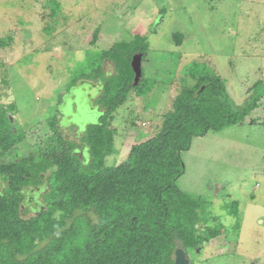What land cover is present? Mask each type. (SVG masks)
I'll return each instance as SVG.
<instances>
[{
  "label": "rangeland",
  "instance_id": "374dc122",
  "mask_svg": "<svg viewBox=\"0 0 264 264\" xmlns=\"http://www.w3.org/2000/svg\"><path fill=\"white\" fill-rule=\"evenodd\" d=\"M175 33L183 35L180 44ZM137 38L148 46L145 94L132 89L113 113L116 151L106 163L119 164L134 144L158 133L176 97L203 71L226 80L234 108L257 98L243 123L193 139L177 183L199 196L208 227L218 232L189 252L191 264H264V0H0V104L25 133L3 160L44 144L54 116L80 146L87 126L101 117L97 98L105 84L83 74L98 68L101 51L121 41L133 46ZM103 70L105 77L117 72L110 59ZM79 151L88 158L85 147ZM46 177L27 189L23 216L45 207ZM5 186L0 178V190Z\"/></svg>",
  "mask_w": 264,
  "mask_h": 264
},
{
  "label": "trees",
  "instance_id": "16d2710c",
  "mask_svg": "<svg viewBox=\"0 0 264 264\" xmlns=\"http://www.w3.org/2000/svg\"><path fill=\"white\" fill-rule=\"evenodd\" d=\"M98 33L99 27L91 45ZM174 39L180 44L182 33H175ZM132 44L121 41L101 51L95 59L101 62L98 68L83 74L84 79L102 78L105 84L97 98L101 117L87 126L80 146L64 136L54 116L44 144L4 161L25 133L18 131L12 110L0 104V178L6 183L0 190V264H174L178 240L189 255L218 235L208 227L199 196L177 183L184 172L182 152L195 137L243 123L257 98L236 109L226 80L203 71L194 86L176 97L158 133L134 144L119 164L108 165L107 157L116 151L113 113L132 89L145 94L141 79L133 84L131 61L138 52L144 60L148 46L140 38ZM105 59L117 70L109 77L104 76ZM83 147L88 158L79 152ZM46 175L45 207L23 216L27 189L43 184Z\"/></svg>",
  "mask_w": 264,
  "mask_h": 264
},
{
  "label": "water",
  "instance_id": "95a60500",
  "mask_svg": "<svg viewBox=\"0 0 264 264\" xmlns=\"http://www.w3.org/2000/svg\"><path fill=\"white\" fill-rule=\"evenodd\" d=\"M142 61H143L142 52H138L133 55L131 66L135 73L134 82H133L134 85H136L143 76ZM174 264H191L190 257L188 256L182 244L180 246L178 245L176 246Z\"/></svg>",
  "mask_w": 264,
  "mask_h": 264
},
{
  "label": "flooded vegetation",
  "instance_id": "af4514ba",
  "mask_svg": "<svg viewBox=\"0 0 264 264\" xmlns=\"http://www.w3.org/2000/svg\"><path fill=\"white\" fill-rule=\"evenodd\" d=\"M80 152V151H79ZM81 156H82V154H81ZM28 196V195H27Z\"/></svg>",
  "mask_w": 264,
  "mask_h": 264
}]
</instances>
